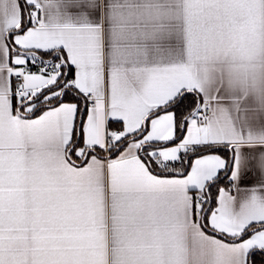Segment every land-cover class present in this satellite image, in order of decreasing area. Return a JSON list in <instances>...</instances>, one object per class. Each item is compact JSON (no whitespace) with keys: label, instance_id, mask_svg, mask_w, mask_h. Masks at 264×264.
<instances>
[{"label":"snow or ice","instance_id":"1","mask_svg":"<svg viewBox=\"0 0 264 264\" xmlns=\"http://www.w3.org/2000/svg\"><path fill=\"white\" fill-rule=\"evenodd\" d=\"M0 264H264V0H0Z\"/></svg>","mask_w":264,"mask_h":264}]
</instances>
